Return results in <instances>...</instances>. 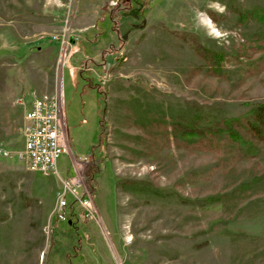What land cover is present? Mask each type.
<instances>
[{"label": "rangeland", "instance_id": "obj_1", "mask_svg": "<svg viewBox=\"0 0 264 264\" xmlns=\"http://www.w3.org/2000/svg\"><path fill=\"white\" fill-rule=\"evenodd\" d=\"M127 2L0 0V264H264V143L231 163L181 137L264 103V26L246 16L264 0H132L114 31L107 12ZM63 35L69 150L42 176L17 160L16 101L56 94ZM89 176L98 220L81 230L75 203L79 232L54 230L56 192Z\"/></svg>", "mask_w": 264, "mask_h": 264}, {"label": "built area", "instance_id": "obj_2", "mask_svg": "<svg viewBox=\"0 0 264 264\" xmlns=\"http://www.w3.org/2000/svg\"><path fill=\"white\" fill-rule=\"evenodd\" d=\"M68 38V35L67 38L64 35L61 38L54 36V40L59 41L57 62L60 70L71 53L73 42H70ZM59 88L60 84H57V94L54 96L32 94L29 104L23 98L16 101V104L24 111V146L17 154V159L26 171L42 176L56 175L57 159L61 154L68 152L65 121L58 95ZM0 153L4 157L10 156L1 148ZM67 196H71L82 207L86 219L98 220V213L85 185L72 180L70 186L64 183L63 190L56 193L53 215L58 221L66 220Z\"/></svg>", "mask_w": 264, "mask_h": 264}, {"label": "trees", "instance_id": "obj_3", "mask_svg": "<svg viewBox=\"0 0 264 264\" xmlns=\"http://www.w3.org/2000/svg\"><path fill=\"white\" fill-rule=\"evenodd\" d=\"M131 1L132 0H128L126 5L121 9L111 8L107 12L112 21L114 31L118 30L121 12L130 10ZM119 3L121 2L119 1ZM119 3H117L116 6H118ZM246 16L248 19H254L264 26V9L254 10L247 13ZM123 41L124 40L122 38L119 40V46ZM255 49H257V52L263 54L262 60L264 61V34L259 36V38L257 39ZM113 51L114 48L112 45H110L108 50H105V52L103 51V58L106 54H111V52ZM118 59L119 58H116V60ZM216 60L221 61L220 57H217ZM88 64H90V61H85L81 64V66L85 67ZM261 66H264V62L261 64ZM217 68L218 67H216V69ZM77 71L79 73V76L83 75L82 70ZM86 80L88 84L92 86L91 80ZM94 87L98 90L99 93L105 94V91L103 90V88H101L100 84H97ZM249 106L250 108L248 112L240 117L222 118L209 126H200L198 128L188 129L185 132L182 131L181 137L182 141L184 140L185 147L189 150L224 153L225 155L230 157L232 161L231 163L240 162L242 160H250L256 155L258 146L264 143V103H255ZM103 128V122L100 121V129L102 134ZM88 186L89 188H87L92 191L93 187L90 176L88 178ZM67 203L68 208L70 209V213L68 214V218L66 219V221H64V224H66L67 227L66 230L70 233H78L80 227H76L75 225L77 224V221L79 224V219L77 214L73 210V205L76 203V201L72 197L68 196ZM82 216L83 227L81 225V230L85 227L84 223L85 221H87L83 213ZM58 222L61 223V221H58V219L53 216L51 218V227L54 229ZM79 239L80 238H78V241ZM51 245L52 247L54 246L53 238L50 239V246ZM69 258L70 255H67L68 264ZM45 264H47V258L45 260Z\"/></svg>", "mask_w": 264, "mask_h": 264}]
</instances>
